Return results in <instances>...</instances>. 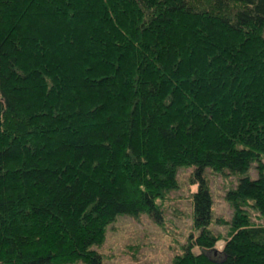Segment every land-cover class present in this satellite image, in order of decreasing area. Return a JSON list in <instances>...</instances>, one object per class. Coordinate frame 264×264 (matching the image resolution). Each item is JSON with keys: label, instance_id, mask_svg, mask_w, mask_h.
<instances>
[{"label": "trees", "instance_id": "obj_1", "mask_svg": "<svg viewBox=\"0 0 264 264\" xmlns=\"http://www.w3.org/2000/svg\"><path fill=\"white\" fill-rule=\"evenodd\" d=\"M263 157L264 0H0V264H104L118 216L164 223L183 166L172 264H264ZM207 167L240 175L221 249Z\"/></svg>", "mask_w": 264, "mask_h": 264}, {"label": "rangeland", "instance_id": "obj_2", "mask_svg": "<svg viewBox=\"0 0 264 264\" xmlns=\"http://www.w3.org/2000/svg\"><path fill=\"white\" fill-rule=\"evenodd\" d=\"M262 160L264 162V157ZM194 168L179 167V187L170 192L163 204V224L156 223L151 216L142 213L138 216L120 215L109 225L103 245L97 247L103 253L104 264H172L173 257L182 252V245L192 227L191 191L195 190V185L191 184V179ZM248 174L257 177L255 162ZM204 176L213 198L210 227L222 235L217 242L221 249L224 244L223 235L229 229L226 221H230L233 215V207L226 193L238 183L240 175L227 169L219 172L207 167ZM245 207L254 222L264 224V215L249 204Z\"/></svg>", "mask_w": 264, "mask_h": 264}]
</instances>
